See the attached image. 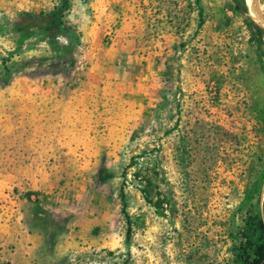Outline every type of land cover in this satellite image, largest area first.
<instances>
[{
  "label": "rangeland",
  "instance_id": "374dc122",
  "mask_svg": "<svg viewBox=\"0 0 264 264\" xmlns=\"http://www.w3.org/2000/svg\"><path fill=\"white\" fill-rule=\"evenodd\" d=\"M59 3L0 0V264H236L263 217L264 5L68 0L66 32L19 28Z\"/></svg>",
  "mask_w": 264,
  "mask_h": 264
},
{
  "label": "trees",
  "instance_id": "16d2710c",
  "mask_svg": "<svg viewBox=\"0 0 264 264\" xmlns=\"http://www.w3.org/2000/svg\"><path fill=\"white\" fill-rule=\"evenodd\" d=\"M248 0H241V3L246 11V4ZM252 3L260 9L259 4L257 1L252 0ZM69 9L68 0H60V3L57 7H53L44 15L35 14L32 12H24L18 15L20 19L19 28L22 30L40 27L44 28L47 31H62L66 32V26L63 20V14ZM238 10H241V7H237ZM255 22L264 25V20L262 18V11L257 10V18ZM245 23L248 26L249 30H253L254 36L256 38H260L261 35L264 34V29L256 26L255 24H248L247 20ZM256 62L259 65V69L261 70V59L260 56H256ZM63 62L60 61V64ZM54 66V65H50ZM54 68V67H53ZM165 76H167L168 65L165 63L164 65ZM52 74V73H51ZM47 75L46 71H36L31 75V77L35 76H45ZM167 78V77H166ZM166 80V79H165ZM168 82V80H166ZM168 87L164 86V89L161 91V98L163 100V95L167 92ZM262 121L260 122L264 127V111H262ZM264 131V130H263ZM106 176L101 169L98 168L96 173L94 174L92 181L96 186H103L104 180ZM257 191V189H255ZM119 198L123 200V194H119ZM258 204V203H257ZM262 215L263 217L260 218L258 215L252 219V223L246 224L245 234L242 237V241L239 243V248L237 249L236 255V264H263L264 263V197L262 199ZM34 210H38L37 207Z\"/></svg>",
  "mask_w": 264,
  "mask_h": 264
},
{
  "label": "water",
  "instance_id": "95a60500",
  "mask_svg": "<svg viewBox=\"0 0 264 264\" xmlns=\"http://www.w3.org/2000/svg\"><path fill=\"white\" fill-rule=\"evenodd\" d=\"M255 1H257L258 3L264 5V0H255ZM260 67H261V72H262L263 75H264V56H263V58L261 59V65H260ZM263 186H264V185H263ZM263 186H262V187H263Z\"/></svg>",
  "mask_w": 264,
  "mask_h": 264
},
{
  "label": "bare ground",
  "instance_id": "6f19581e",
  "mask_svg": "<svg viewBox=\"0 0 264 264\" xmlns=\"http://www.w3.org/2000/svg\"><path fill=\"white\" fill-rule=\"evenodd\" d=\"M258 3V2H257ZM259 4V3H258ZM259 6H260V4H259ZM260 8H261V6H260ZM261 11H262V9H261Z\"/></svg>",
  "mask_w": 264,
  "mask_h": 264
}]
</instances>
